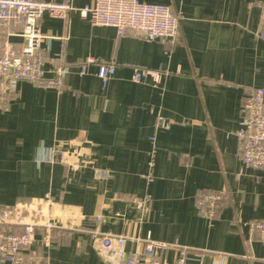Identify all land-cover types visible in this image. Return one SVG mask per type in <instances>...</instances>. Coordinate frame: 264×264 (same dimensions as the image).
Masks as SVG:
<instances>
[{
    "label": "crops",
    "instance_id": "crops-1",
    "mask_svg": "<svg viewBox=\"0 0 264 264\" xmlns=\"http://www.w3.org/2000/svg\"><path fill=\"white\" fill-rule=\"evenodd\" d=\"M143 1L179 15L176 40L118 36L74 11L40 19L45 75L61 61L69 71L60 90L21 81L10 92L0 80V214L27 202L53 219L35 228L28 262L104 264L90 243L97 230L178 240L192 248L187 264H264V243L244 225L264 219V172L242 165L235 135L243 97L264 84V0ZM21 41L0 24V51ZM101 63L115 67L105 86ZM135 67L157 75L133 82ZM211 190L229 199L208 219L196 199Z\"/></svg>",
    "mask_w": 264,
    "mask_h": 264
},
{
    "label": "built area",
    "instance_id": "built-area-1",
    "mask_svg": "<svg viewBox=\"0 0 264 264\" xmlns=\"http://www.w3.org/2000/svg\"><path fill=\"white\" fill-rule=\"evenodd\" d=\"M261 7L263 22L259 35L264 39V4ZM73 11L93 26L113 27L118 36L131 30L135 36L147 41H174L180 34L179 15L167 4L143 0H95L93 4L77 7L69 1L0 0V24L9 30V35H17L22 39L20 46L15 47L6 42L0 51V80L3 88L14 92L17 83L21 81L34 83L45 89L60 90L64 87V77L69 71L65 62L61 61L54 68L51 77L45 75L46 55L41 47L44 35L40 28V19L48 16L65 20ZM13 28H17V32ZM93 62V57L85 58L78 67V74H85L86 66ZM97 67V76L105 86L113 78L115 67L104 63ZM147 75L157 74L135 67L131 79L133 82H140ZM158 121L164 124L160 116ZM238 124L235 135L241 146L242 165L264 172V84L249 89L243 97ZM228 199L229 194L225 190L201 191L196 199V207L203 216L213 219L220 202ZM14 225L20 229H12L11 226ZM244 225L257 240L264 243V219L248 221ZM38 226L46 230L55 227L53 219L39 204L24 202L4 206L0 214V262L46 264L28 262L21 255L29 247ZM128 239L140 248L127 249ZM90 243L104 264H187L189 251L192 249L178 240L157 241L149 236L128 238L125 235L97 230L91 233ZM169 248L176 251L172 263L163 262L160 257Z\"/></svg>",
    "mask_w": 264,
    "mask_h": 264
}]
</instances>
